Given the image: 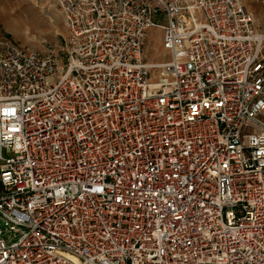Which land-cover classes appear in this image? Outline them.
Segmentation results:
<instances>
[{
	"label": "built area",
	"instance_id": "1",
	"mask_svg": "<svg viewBox=\"0 0 264 264\" xmlns=\"http://www.w3.org/2000/svg\"><path fill=\"white\" fill-rule=\"evenodd\" d=\"M56 4L46 52L0 27V264H264V20L243 0Z\"/></svg>",
	"mask_w": 264,
	"mask_h": 264
},
{
	"label": "rangeland",
	"instance_id": "2",
	"mask_svg": "<svg viewBox=\"0 0 264 264\" xmlns=\"http://www.w3.org/2000/svg\"><path fill=\"white\" fill-rule=\"evenodd\" d=\"M243 2L257 25L262 23L264 0ZM0 27L18 46L36 52H46L68 33L56 0H0ZM160 35L157 28L148 31L147 49L151 58H162L166 54ZM17 240L18 236L12 235L7 241Z\"/></svg>",
	"mask_w": 264,
	"mask_h": 264
}]
</instances>
